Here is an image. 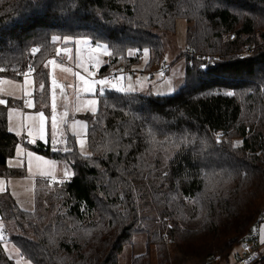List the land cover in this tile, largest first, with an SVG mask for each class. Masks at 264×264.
Masks as SVG:
<instances>
[{"label": "trees", "instance_id": "obj_1", "mask_svg": "<svg viewBox=\"0 0 264 264\" xmlns=\"http://www.w3.org/2000/svg\"><path fill=\"white\" fill-rule=\"evenodd\" d=\"M178 20L188 62L178 92L106 91L97 113L80 117L88 156L74 141L65 154L33 149L66 163L69 180L37 182L33 212L0 195V220L26 262L119 264L143 235L147 251L132 264H151L152 252L157 264H228L264 213V0H0V78L20 80L31 65L47 111L44 64L66 37L108 45L100 76L138 67L145 48L154 71ZM207 56L218 58L200 71ZM21 143L0 104V178L24 175L8 167ZM0 264H15L1 242Z\"/></svg>", "mask_w": 264, "mask_h": 264}, {"label": "rangeland", "instance_id": "obj_2", "mask_svg": "<svg viewBox=\"0 0 264 264\" xmlns=\"http://www.w3.org/2000/svg\"><path fill=\"white\" fill-rule=\"evenodd\" d=\"M187 22L185 20H178L176 24V30L174 34L167 35L163 38V42L166 48V53L164 55L162 67H166L169 69V76L168 77H161L156 72L159 70L160 66L154 70H145L147 66V62L150 59V56L147 57L142 56L141 64L133 68V71L143 72L145 74H153V78L151 83H147V79L150 78L149 75L144 76H137L135 79L133 77H126L124 82H126V88L129 87L137 89L135 92H126V93H137L145 96H154V97H167L172 96L176 92H178L186 82V74L188 69V62L186 58H179L183 53L186 52L187 48ZM80 41V44H87V40H77ZM75 40H68L67 42L64 40L63 43L58 48L56 54L61 52L64 55L65 64L59 65L54 61V55L44 64V69L48 73L49 82H50V90L48 92V104H47V116L51 120V135H52V120L55 118L58 125L60 126V118L64 120L62 125L63 128H66L65 134H70V131L67 132L68 128L70 130V125L72 121L74 122V133L76 137L74 138L75 145H77L78 152L82 156H88L90 154L88 143H87V135H88V123L84 119H76L75 116L78 115L79 112H83V116L87 114H96L99 108V102L95 105H89L88 102L86 104L82 103L81 98L78 94H81L84 98L88 99H96V94L98 93V82L95 79L99 78V66H92L90 65L88 59L91 61L100 62L101 59L104 58L103 56L106 55V50L104 48L93 49L92 46L86 47L88 49L87 53H91L88 55V59L85 55V49L81 48L79 45L68 47L69 43H77ZM87 41V43H84ZM67 44H66V43ZM67 48V49H66ZM66 49V50H64ZM63 50V51H62ZM94 50V51H93ZM248 52L246 49L244 54ZM96 58V59H95ZM51 62V63H50ZM97 62V61H96ZM103 64V63H102ZM47 65V67H45ZM64 69H69L65 71ZM115 71L107 74L111 75ZM75 73H79V76L75 75ZM105 75L103 77L106 78ZM30 77V76H28ZM27 77V78H28ZM30 79V78H29ZM53 80H55V84H53ZM30 81V80H29ZM95 82V83H93ZM136 82V84H135ZM100 84V83H99ZM72 85V87H69ZM91 85L93 91L90 93L87 91L88 86ZM111 86V85H109ZM114 88H119L117 85H113ZM106 91V90H105ZM112 91V90H108ZM116 91V90H114ZM119 92V91H117ZM29 100L28 91L22 85L20 81H14L13 79L9 78H0V100H7L9 99L10 105L9 107H5V109H15L13 106V102L15 100ZM88 101V100H86ZM30 104V102H29ZM53 104L56 105L55 111L53 112ZM79 108V111H77ZM63 115V116H62ZM7 119V117H6ZM23 123L22 119L20 120V124ZM66 123V125H65ZM68 126V127H67ZM65 130V129H64ZM63 130V131H64ZM83 141V152L81 149L80 141ZM60 152V151H58ZM22 158V156H20ZM29 168L26 170L25 163L21 162L19 158H15V160H11L10 166L11 167H23L27 172V178L24 180H19L18 177H14L16 179L11 180L9 182V189L6 191L1 192L9 193V196L12 198L14 203L18 206V208L24 212H33L35 210V194H34V187L37 182L40 181H49V176L52 174L58 175L57 177L60 179L59 176H62V172L60 171V167H50V165L43 164V167L39 170V166H37L36 162L33 158L29 159L28 161ZM47 165V166H46ZM56 165H60L59 162ZM54 168V169H53ZM63 177V176H62ZM68 178L60 179V182L67 181ZM52 183V182H50ZM13 196V197H12ZM1 221V220H0ZM2 222V221H1ZM0 222V236L5 233V224ZM6 237L8 238L7 234ZM9 241V238H8ZM6 249H13V253L8 257L16 264H31L26 262L20 255L17 247L12 244L8 243L5 245ZM14 247L17 249H14ZM147 251V240L145 236H137L133 239V242L130 245H127L122 254L119 257V264H132L133 260L137 257L144 255ZM239 251V250H238ZM237 251V253H238ZM152 262L151 264H157V258L154 252L151 253ZM188 264H193L189 262Z\"/></svg>", "mask_w": 264, "mask_h": 264}, {"label": "crops", "instance_id": "obj_3", "mask_svg": "<svg viewBox=\"0 0 264 264\" xmlns=\"http://www.w3.org/2000/svg\"><path fill=\"white\" fill-rule=\"evenodd\" d=\"M77 45H79L81 48H83V50L85 49V55H86L87 59H88V55L91 53H87L88 49L86 47L92 46L94 50L95 49L101 50V48H97V46H95V45L88 44V46H87V44L81 45L80 43H72V44L69 43V46H67V48L72 47V46L75 47ZM66 49H64V50H66ZM106 52H107L106 55L103 56L104 58L101 59L102 60L101 65H100V62H98V60L96 58L95 59L97 62L94 60L90 61L88 59L90 65H92L93 67L96 65L99 66V72H100L101 68L104 67L105 65H107L109 62V59H108L109 53L107 50H106ZM29 76L30 77L26 76L25 78H20V80H14V81L22 82V85L28 91V97H30L29 100H28V98L25 100H15V102H13V106L15 107V109H12V110L10 108L8 110L5 109V114L7 117L8 132L10 134H13V135L17 136L18 138L22 139V143L16 148L15 156L8 161V167L10 169L22 170L24 175L22 177H18V179L24 180L27 178V172L25 171V169L27 170L29 168V165H30V164H28V161H29V159L33 158L34 161L36 162V164L38 163L37 166H39V170L43 167V164L50 165L51 168H52V166L53 167H55V166L60 167V171L63 173L62 174L63 177L59 176L60 179H65V178L70 179L72 177V171H71V168L66 163H64L62 161L52 160V159H49L47 157L41 156L33 150L38 144H41L44 146H50L52 149V146H51L52 145V135L50 132L51 120L47 116L48 112L46 110H44L43 108L38 109V107H37L38 103L36 102L35 97L37 96L38 92H41V89H38L36 87L34 74L29 75ZM101 77H102L101 80H104L103 79L104 76H101ZM95 81H96V79H95ZM99 81L100 80L96 81V82H98V85H97L98 86V93L95 95L96 99L94 98L97 101V103L99 102V97L102 96L100 94V88L101 87H103L106 91H108V90H112V91L116 90L117 91V89L126 88V82H124V81H123V86L119 87V88H114L113 86H109L107 84L101 85V84H99ZM135 84H136V82H135ZM136 89H137V86H136ZM105 92H104V94H105ZM119 92H122V91H119ZM122 93H126V92H122ZM78 96L81 98L82 103H84V104H86L88 101L91 100L88 98H84L81 94H78ZM86 100H88V101H86ZM7 101H9V99H7ZM29 102H30V104H29ZM9 105L10 104H8L5 107H9ZM40 112H43L44 116H45V119L42 122L39 120V113ZM82 113L83 112H79L78 115L75 116V120L78 118L81 119L80 117L83 116ZM21 119H22L23 123L20 124ZM74 122L75 121H72L71 123H69L70 130L68 128L67 132L70 131V134L69 133L65 134L66 128H63L64 126L62 125V123H64V120L62 119V117L60 118V126L58 125L57 132H56V139H57V146L58 147L69 146L71 148L72 142L74 141V138L76 137V135L74 133V129H73ZM41 123H42V129L40 127ZM65 125H66V123H65ZM41 136H43V139H41ZM52 151H54V150H52ZM54 152H58V151H54ZM29 153H31V157H29V155H28ZM60 153L65 154L67 152L60 151ZM20 156H22V158H20ZM15 158H19L21 162L25 163L26 168L24 169L23 167H18V166L17 167L16 166L11 167L10 162H11V160H15ZM57 162H59L60 165H56ZM57 176L58 175L55 176V174L50 175L49 176L50 182H52V183L60 182V179ZM14 179H16V178H14V177H12V178H0V193L3 191H6V189H9L8 188L9 182L11 180H14ZM35 189H36V184L34 187V194H35ZM3 194H5V193H3ZM0 195H2V194H0ZM1 223H3V222H1ZM3 225H4V223H3ZM6 234H7V232L5 229V233L0 236V242L4 248L5 255L8 257L9 255H11V252L13 253V249L10 248L9 251H8V249H6L5 245L10 243L9 241L5 242V243L2 242V238L4 236H6ZM7 236H8V234H7ZM8 238H9V236H8ZM262 238L264 239V225L262 226ZM14 249H16V248L14 247ZM10 260H12V259H10ZM12 261H14V260H12Z\"/></svg>", "mask_w": 264, "mask_h": 264}, {"label": "built area", "instance_id": "obj_4", "mask_svg": "<svg viewBox=\"0 0 264 264\" xmlns=\"http://www.w3.org/2000/svg\"><path fill=\"white\" fill-rule=\"evenodd\" d=\"M34 48H39V47H34ZM38 53H35V54L32 53V55L36 56ZM53 57H54V61L57 64L59 65L65 64L64 55L61 52L59 53V55L55 54ZM216 58L218 57L207 56L205 60L206 63H202L201 65H207V63L209 62L215 61ZM201 65L199 66V70L205 71V70H201ZM26 73H27V76H29V75H33L34 71L31 73H28L27 71ZM156 73L159 74L163 78V77H168L170 72L168 68L161 67ZM25 74L22 75V78L26 77ZM153 74H155V72L151 74H145L143 72H137V70L128 71L125 69H120V70L115 71L111 75H107L106 78H104V80L107 81L106 83L107 85H111V86L117 85L118 87H122L123 81L126 77L135 78L137 76L149 75L150 78L147 79V83H151ZM101 78L102 77L100 76L99 78L96 79V81L101 80ZM263 225H264V213L259 215L257 221L253 224L249 232L243 238L241 245L239 247L238 253L235 255L233 260L228 264H253V263H259L261 261H264V239L262 238V226ZM2 242L3 243L8 242V238L4 236L2 238ZM218 262L219 260H217V263Z\"/></svg>", "mask_w": 264, "mask_h": 264}, {"label": "snow or ice", "instance_id": "obj_5", "mask_svg": "<svg viewBox=\"0 0 264 264\" xmlns=\"http://www.w3.org/2000/svg\"><path fill=\"white\" fill-rule=\"evenodd\" d=\"M51 39H52L53 42H56V41L60 40V36L53 35ZM68 39L69 38L66 37L65 41L67 42ZM77 43H80V41H77ZM84 43H87V41H84ZM107 47H108V45H106V44H104V45L97 44V48H104L105 50H107ZM39 51H40L39 48H33L32 49V53L33 54L38 53ZM135 54L136 53L133 52L132 50H129V52H128L129 56H132V55H135ZM57 55H59V52L57 53ZM143 55H144V57L148 56V49L147 48H145L143 50ZM45 67H47V65H45ZM206 69H207V65H201V70H206ZM64 70L68 71L69 69H64ZM33 71H34V69L32 68V66L29 65L28 66V73H31ZM75 75L79 76V73H75ZM25 76H27V73L25 74ZM93 83H95V82H93ZM99 83L101 85H105L107 83V81L106 80H100ZM53 84H55V80H53ZM69 87H72V85H69ZM40 88L41 89L44 88V84L43 83L40 84ZM87 91L90 92V93L93 91V88H92L91 85L88 86ZM117 91L135 92L136 89L132 88V87H129L128 89H117ZM104 92H105V89L103 87H101L100 88V94L103 95ZM225 95L232 96L233 93L229 91V92H226ZM3 103H4V101L0 100V104H3ZM96 103H97V101L95 99L88 101L89 105H95ZM52 107H53V112H54L55 108H56V105L53 104ZM77 111H79V108H77ZM44 119H45L44 113L40 112L39 113V120L42 122ZM40 127L42 129V123H41ZM56 132H57V122H56L55 118H53V120H52V145H51L52 146V150H54V151H63V152L71 151V148L69 146H64V147H58L57 146ZM41 139H43V136H41ZM79 143L81 145V149H82V152H83V143L84 142L81 140ZM28 155H29V157H31V153H29Z\"/></svg>", "mask_w": 264, "mask_h": 264}, {"label": "water", "instance_id": "obj_6", "mask_svg": "<svg viewBox=\"0 0 264 264\" xmlns=\"http://www.w3.org/2000/svg\"><path fill=\"white\" fill-rule=\"evenodd\" d=\"M3 101H4V103L2 105L7 106L8 105V101L7 100H3Z\"/></svg>", "mask_w": 264, "mask_h": 264}]
</instances>
